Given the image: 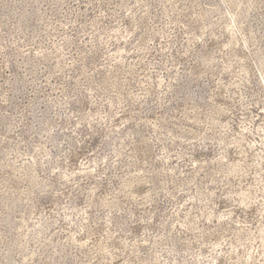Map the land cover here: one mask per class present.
<instances>
[{"label":"rangeland","instance_id":"374dc122","mask_svg":"<svg viewBox=\"0 0 264 264\" xmlns=\"http://www.w3.org/2000/svg\"><path fill=\"white\" fill-rule=\"evenodd\" d=\"M0 264H264V0H0Z\"/></svg>","mask_w":264,"mask_h":264}]
</instances>
